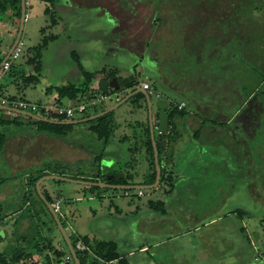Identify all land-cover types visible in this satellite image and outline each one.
<instances>
[{"label":"rangeland","instance_id":"374dc122","mask_svg":"<svg viewBox=\"0 0 264 264\" xmlns=\"http://www.w3.org/2000/svg\"><path fill=\"white\" fill-rule=\"evenodd\" d=\"M25 3L21 52L11 65L26 62L28 50L41 41V30H46V35L59 33V39L42 57L41 74L48 81L55 83L60 76H66L70 83L79 84L82 81L80 67L91 71L99 64L102 69L97 77L109 79L115 70L114 77L119 81L134 74L139 84L147 83L151 88L154 123L157 98L167 99L173 106L184 101L182 94L187 93L182 87L185 71L195 65L188 55L193 38L196 39L201 26L209 25L207 15L218 18L225 6L224 2H219L211 11L205 4L170 11L162 4L164 9L159 14L163 20L159 24L155 17L152 19V0H55L53 5L41 0H25ZM47 7L51 13L44 12ZM121 9L129 15L122 18ZM113 15L119 17V24L123 22L119 33ZM18 23L17 8L9 6L0 17V30H17ZM152 42L154 45L148 48L147 44ZM7 72H3V78ZM129 91L131 89L109 87L106 93H114L121 99ZM7 93H13L12 89L1 91L0 97L14 95ZM17 96L28 101L41 98L42 103L52 102L49 96L41 95L35 88ZM116 102L111 95L100 107L89 108L85 113L91 115ZM136 103L142 107H136ZM68 104L62 102V105ZM184 107L189 109L188 105ZM110 113L115 128L108 140L109 147L102 154L111 156L114 152L113 159L109 155L98 156L103 141L90 131L89 121L73 125L69 133L59 137L39 132L27 123V117L0 111V117L18 120L17 124H0V131L7 136L0 148V218H7L0 224V252L6 259L21 248H28V254H32L23 256L17 264H44V254H53L47 248L48 237L60 241L68 254L55 222L39 200L37 206L43 208V212L35 220L26 218L35 213L34 206H24L19 213H12L30 175L46 168V171L53 170L66 177L93 178L101 177L110 169L123 174L133 184L148 180L150 158L141 149L148 126L146 102L142 97L132 96ZM186 123L180 127V143L175 146L172 159L165 161L166 167L177 171V175L171 176L172 182L160 181L155 188L142 192L131 189L125 193L106 188L100 190L101 197L94 198L90 197L88 187L79 183L47 179L40 189L48 192L53 201L60 196L64 198L62 207L72 206L73 221L80 229L86 233L93 230L97 238L113 241L117 251L125 255L126 264H154L152 260L156 264H264V160H259L264 155V143L257 147L251 141L250 147L239 148L233 140L222 141L229 146L220 145L221 141L216 140H194L191 132L198 124L190 119ZM155 136L158 137L157 130ZM239 136L242 138V132ZM53 142L65 144L68 147L64 145L65 150L74 155L63 154L64 150ZM72 142L83 144L84 148L73 147ZM86 154H92L90 159ZM110 159L114 162L110 163ZM237 163L238 171L233 173L232 164ZM111 174L107 173L106 177ZM157 201L162 204H155ZM116 206L122 209L121 214L114 212ZM158 206L165 212L157 209ZM108 209L113 213L108 214ZM23 215L27 216L22 218ZM61 219L65 222L62 216ZM29 220L38 228H31ZM38 229L34 237L38 239L41 234L44 239L33 241L32 233ZM22 232L27 236L24 239L18 235ZM68 233L71 235V228ZM254 234H258L256 239ZM155 242L159 244L153 248ZM141 244L147 245V252L138 251ZM131 249L133 256L127 253ZM152 250L156 253L152 254ZM64 260L68 262V256Z\"/></svg>","mask_w":264,"mask_h":264},{"label":"trees","instance_id":"16d2710c","mask_svg":"<svg viewBox=\"0 0 264 264\" xmlns=\"http://www.w3.org/2000/svg\"><path fill=\"white\" fill-rule=\"evenodd\" d=\"M41 1L50 5H53L55 2V0ZM219 2L225 3L223 11H221L218 18L216 17L217 19L213 18L211 14L207 15L209 25L200 27L196 33V39L193 38L192 46L189 48L188 55H191L190 58H193L192 60L195 65L188 71H185L186 77L182 84V87L187 90V93L182 94V96L186 105L189 106V110H185L184 108L178 109L177 106L171 105L169 110H167L169 114L168 133L165 135L161 134L155 139L158 160L161 166V182H164V180L172 182L173 180L171 172L167 171L165 161L172 159L174 143L181 137L179 129L187 124L186 120L189 118L192 119L191 122L198 124L197 127H193L191 132L194 140L201 139L203 142L216 140L221 141L220 145L229 146V144L227 145L222 141L225 142V139L231 138V134L234 133L233 131L239 130L238 133L242 132L245 142H248V144L246 143V148L250 147L251 141H254V146L257 147L264 143V0H152L154 6L152 19L155 17L159 24L162 23L163 17L159 14L164 9L162 4L167 5L170 11H177L185 7L191 9L205 4L211 11ZM9 6L17 8V16L19 18L20 0H0V17L4 15L5 10ZM51 12L50 8L47 7L45 9V13ZM194 13H197V11ZM48 41V39L44 38L38 46L34 47L35 54L30 63H35V74L26 75L24 73H17L11 67L8 69V72L6 71L8 77H12V75L15 77L16 85L19 89H23L39 81L40 71L42 70L39 60L41 49L48 44ZM154 43H148L147 47L151 48ZM153 52L155 51L153 50ZM2 58L3 56L0 55V61ZM164 61L167 63L166 60ZM115 72L113 70V74L109 79L116 75ZM6 75L4 73V76ZM92 77V72L82 71V81L79 84L72 83L69 86L57 88V90L60 94L71 99L75 98L78 93L83 94L86 99H89L94 96V93L89 88ZM119 83L122 90L131 89V91L139 84L134 74L120 79ZM2 86L0 82V92L3 89ZM135 96L142 97L145 102L142 94L138 93ZM7 98H15V96ZM56 102L59 103V101ZM136 107L140 108L141 104L136 103ZM192 113L196 114L197 119L191 117L193 116ZM110 115L111 113H108L89 121L91 123L89 125L90 131L99 140H102L103 143L108 142L115 128ZM85 116L88 115L84 113L82 117ZM28 121L27 123L34 125L39 132L59 137L69 133L73 127V125L52 124L35 121L30 118ZM17 123L18 120L16 118L8 119L0 117V124ZM144 133L146 137L141 145L144 143L145 154L150 158L148 167L151 171L148 175V180L143 183L150 184L154 182L156 170L148 126L144 130ZM6 140L7 136L4 132L0 131V148L4 146ZM165 145L167 146L166 154L164 151ZM204 145L206 148L208 147V145ZM260 159L263 161L264 155L260 156ZM53 173L57 174L56 171H46V168H44L39 171V174L30 175L26 179L27 187L21 195L20 202L12 213H19L24 206H34L35 213L29 217L23 215L22 218L26 217L32 220L34 218L35 220V217H38L41 211L43 212V208L37 206L39 201L46 208L44 202L36 192L35 182L41 176ZM107 173L113 174L115 171L108 169L101 177L98 175L93 178H84L77 175L71 176V178L94 182L104 181L111 184L128 183L127 177L124 175L120 180L115 176L107 180ZM88 189L91 193L96 192L98 194H100V190H103L98 186H91ZM44 193L46 194V191ZM47 198L49 202H52L50 196H47ZM156 203L158 205L162 204L158 201ZM157 209H160L163 213L165 212L164 208H159V206ZM18 217L20 218V214H18ZM18 217L17 219H19ZM51 218L53 219L52 216ZM5 219H7L6 216L1 217L0 224ZM17 219L15 224H17ZM32 220H29L31 228H38V225H31ZM61 222L64 227L67 226L66 222H63L62 219ZM31 228L30 230H32ZM37 233H39V229L36 232L33 231V241L43 240L44 238L41 234H39L38 239L35 238ZM18 235L22 239L27 237L25 232ZM69 237L81 264H105L120 257L116 244L111 240H97L90 243L86 237L78 238L75 234H71ZM78 239H82L89 247V251L91 250L94 255H89V251L77 250L75 244ZM52 242L53 238L48 237L47 248L53 251L56 258L51 260L47 256L44 264H73L69 253L67 254L65 251L56 249L52 246ZM28 253L26 249L21 248L15 251L9 259H6L0 252V264H17L23 256L28 257L32 254ZM66 256H69L71 260L69 259L67 262L64 259H60Z\"/></svg>","mask_w":264,"mask_h":264},{"label":"water","instance_id":"95a60500","mask_svg":"<svg viewBox=\"0 0 264 264\" xmlns=\"http://www.w3.org/2000/svg\"><path fill=\"white\" fill-rule=\"evenodd\" d=\"M20 5H21V10H20L18 31H17V34L15 36L13 43L11 44L10 48L7 50V52L4 54L2 60L0 61V69H1L2 65L4 64V62H6L8 60L12 51L14 50V48L16 47V45L19 43V41L21 39V34H22L23 25H24V21H25V0H20ZM109 87L113 90H119L120 89V83H119L117 77H112L110 79H101L99 81V90L100 91L106 92ZM138 93H140L144 96L145 101H146V105H147V110H148L149 131H150V138H151V143H152V148H153L154 164H155V170H156L155 179H154L153 183H150V184H110V183H106L103 181L94 182V181H87V180H82V179H74L71 177H66V176H62L59 174H55V173L45 174V175L41 176L40 178H38L37 181L35 182L36 192H37L39 198L44 202V204H45L47 210L49 211V213L51 214V216L53 217L54 222L56 224V227H57L58 231L60 232V234L63 238V241L67 247L68 253H69V255L73 261V264H81L79 261V258L77 256L76 250H75V248H74V246L70 240V237H69V234L67 233L66 228L62 225L61 219H60L57 211L55 210L54 206H52V203L49 202V200L47 199L46 194L41 191L40 185L43 181H45L47 179H53V180H58V181H63V182L79 183V184L85 185L87 187L98 186L99 188H102V189L107 188V189H112V190L113 189H139V190L145 189L146 190V189L155 188L160 182L161 166H160L159 160H158V151H157L156 141H155V136H154V126H153V121H152L151 96H150L149 92H147L140 84H138L133 91L126 92V94L121 99L117 100V102L114 105L109 106L108 108H105V109L98 111L96 113H93L91 115H88L85 117L74 118L71 120H52V119L36 116L32 113H29V112H26L23 110L11 108V107L0 104L1 110L17 113V114H20L21 116L30 118V119L35 120V121H42V122H47V123H52V124H60V125H75V124L91 121L93 119H96L98 117H101L105 114L110 113L111 111L115 110L120 105L125 103L130 97H132ZM156 106L158 108L157 127L156 128L159 131V133L166 134L168 131V127H169V115L166 112L167 102L164 99H159L156 102ZM114 176L117 178H121L122 174L113 173L111 175H107L106 179L109 180ZM257 237H258V234L253 235V238L256 239Z\"/></svg>","mask_w":264,"mask_h":264},{"label":"crops","instance_id":"0c3cea01","mask_svg":"<svg viewBox=\"0 0 264 264\" xmlns=\"http://www.w3.org/2000/svg\"><path fill=\"white\" fill-rule=\"evenodd\" d=\"M17 31L18 30H0V55H2V56H4V54L6 53V51L9 49V47H10V45L12 44V42H13V40H14V38H15V36H16V34H17ZM46 33V30H41V34H42V37H41V41H40V43L43 41V39L44 38H46V39H48L49 40V44H47V45H45L42 49H41V54H40V63H41V66H42V64H43V62H42V57H43V54L45 53V51H47V49H49L50 47H51V45H53V43L54 42H56L58 39H59V37L58 36H60V34L59 33H48V35H46L45 34ZM40 43H38L36 46H38ZM36 46H34V47H36ZM34 47H32L31 48V50L29 49L28 50V52H27V58H26V62L25 63H22V64H18V63H16V64H14V65H11L10 67L14 70V72H17V73H24V74H26V75H28V74H35V71H34V64L35 63H30V60L34 57V54H35V52H34ZM153 61V60H152ZM96 66V65H95ZM100 67V68H99ZM99 67L98 68H96L95 67V69L94 70H89V71H87V72H92L93 73V77H92V79H91V81H90V83H89V88H90V90H91V92H93L94 93V95H95V93H97V91H98V89H97V87H99V81L101 80V79H108V78H103L102 76L101 77H97V72H100V70L102 69L101 68V64H99ZM104 69V68H103ZM12 70V71H13ZM82 71H86L85 69H83L82 67H80V74L82 75ZM42 72L40 71V76H39V81L37 82V83H35V84H30V85H28L27 87H25V88H23V89H19L18 88V86L16 85V79H15V77H13V75H12V77H8L7 75L3 78V83H5L3 86V89H2V91L3 90H7V89H9V88H11L12 89V91H13V93H7V95H9V94H14L15 95V98H19V99H23V97H19V96H17V94H21V93H23L24 91H26L27 89H33V88H35V89H39V91H40V93H41V95H47V96H49V98H50V100H52V101H59V103H61L62 104V102H65V101H67V103H69V104H72V103H74L75 101H83V100H86V98L83 96V94H80V93H78L77 95H76V97L75 98H73V99H71V98H69V97H67V96H64V95H62V94H60V92L57 90V88H61V87H63V86H69L70 84H72V83H70V79H68L66 76L64 77V76H60V79L58 80V81H56L55 83H52V81H48L42 74H41ZM3 77V76H2ZM79 77H77V79H78ZM2 79V78H1ZM79 81V80H78ZM141 84H142V82H141ZM44 85V86H43ZM151 89V88H150ZM154 92H156L155 90H154ZM158 94V93H157ZM6 95V96H7ZM14 95H12V96H14ZM5 95H3L2 97H4ZM1 98V97H0ZM27 100V99H26ZM34 100H36L35 102H40L41 101V98H36V99H34ZM159 100V98H157V101ZM106 108H108V107H106ZM102 110V108H100L98 111H101ZM96 113V112H95ZM156 114H158V112H156ZM192 115L193 116H191V117H193V119H197V117H196V114L194 115V113H192ZM190 119V118H189ZM192 119H190V121H191ZM137 122H138V124H142V121H140V120H137ZM119 128V127H118ZM141 129H143V127H141ZM47 139H49V138H47ZM53 143H55V142H53ZM180 143V141L178 140V142H176L175 144H174V148H175V146H177L178 144ZM55 145L57 146V147H61L64 151L62 152L63 154H66L67 156H71V154L72 155H74L73 153H70V151L69 150H65V148H64V145L62 144V143H55ZM71 145H73V147H79V148H84V146H83V144H75L74 142H72V144ZM66 146V145H65ZM93 147H97L96 145H92ZM67 147V146H66ZM88 147H90L89 145H88ZM107 147H109V143L108 142H106V143H102V145L99 147V148H101V150H99L98 149V156H99V154L100 155H104V154H102V153H104V150L107 148ZM68 148V147H67ZM166 148H167V146L165 145L164 146V151H165V154H166ZM82 149H79L80 150V152H85V150L83 151ZM97 150V149H96ZM143 151V150H142ZM141 152V151H140ZM144 152V151H143ZM107 153H111V152H107ZM145 153V152H144ZM114 152H113V155H109V154H107V155H104V156H108L109 155V157L111 158V159H113V157H114ZM90 155H92V154H86V156H87V158L88 159H90ZM59 156H62V157H65L64 155H62V154H60L59 153ZM98 156H96V160H97V157ZM108 157V158H109ZM66 158H68V157H66ZM95 158V157H94ZM111 159L109 160V162L110 163H112V162H114L113 160L111 161ZM166 166V165H165ZM238 163L237 164H235V165H233L232 164V169H231V171L234 173V172H237L238 171ZM167 171H170L172 174H173V176L176 174L177 175V171L176 170H170L168 167H167ZM182 172L185 174V172H184V170L182 169ZM41 185H42V183H41ZM61 200L59 201V204H60V208H61V213L63 214V218H64V220H65V222H66V224H67V227H66V230H67V232L69 231V228H71V233H73V234H75L78 238H81V237H86L87 238V240H88V242H94V241H97V240H102V239H99V238H97L96 237V234H95V232L93 231V230H90V231H88V233H86V231H83V229H80V227L78 226V224L76 223V222H74L73 220H74V218L72 217V212H74L73 210H72V206L71 205H67L66 207H62V202L64 201L63 199L64 198H60ZM114 212H118V213H122V209H120L118 206H116L115 208H114ZM113 212L111 211V209H108V214H112ZM78 240H80V239H78ZM105 240V239H104ZM107 240V239H106ZM156 244H159V243H157V242H155V245H152L153 246V248L156 246ZM53 246H55V247H57V248H59L61 251H64V248L62 247V244H61V242L60 241H58V240H56V239H53ZM138 251H140V250H142V252H147L148 251V249H147V245H143V244H141V245H139L138 247ZM91 251V250H90ZM152 252V254H155L156 253V251L155 250H152L151 251ZM130 256H133L134 254V250H129L128 252H127ZM89 255H94L93 253H92V251H91V253H89ZM66 258V257H65ZM153 261V263L154 264H156L155 262H154V260H152ZM105 264H126V259H125V255H122V254H120V257L118 258V259H116V260H113V261H111V262H107V263H105ZM261 264H263V263H261Z\"/></svg>","mask_w":264,"mask_h":264},{"label":"built area","instance_id":"2783aa9c","mask_svg":"<svg viewBox=\"0 0 264 264\" xmlns=\"http://www.w3.org/2000/svg\"><path fill=\"white\" fill-rule=\"evenodd\" d=\"M22 42L16 45L8 60L4 62L0 69V79L3 76V72L7 71L11 66V61L16 60L20 56ZM142 87L145 90L151 91L150 87L147 83H142ZM114 97V100L117 101L119 98L116 94H111ZM111 95L106 92L99 91L93 97L83 100V101H75L72 104L62 105L56 101L42 103L35 101H28L26 99L19 98H5L2 97L0 99V104L23 110L29 113H32L36 116L52 119V120H71L74 118L82 117V115L89 108H97L100 107L105 99L111 97ZM55 210L58 209V203L53 204ZM75 247L79 251H89V247L83 240H78L75 244ZM69 258V256H68Z\"/></svg>","mask_w":264,"mask_h":264},{"label":"flooded vegetation","instance_id":"af4514ba","mask_svg":"<svg viewBox=\"0 0 264 264\" xmlns=\"http://www.w3.org/2000/svg\"><path fill=\"white\" fill-rule=\"evenodd\" d=\"M134 1L139 2V1H141V0H134ZM133 3H134V2H132V1L130 2L131 6H132L133 9H134V5H133ZM135 3H136V2H135ZM25 4H26V3H25ZM25 6H26V5H25ZM48 8H49V7H48ZM119 8H121V6H118V9H119ZM7 9H8V7H7ZM7 9H6L5 11H7ZM14 9H16V8H14ZM45 9H46V8H45ZM45 9H44V12H45ZM20 10H21V5H20ZM134 11H135V10H134ZM109 12H110L111 14H113L111 11H109ZM4 13H5V12H4ZM119 13H120V15L123 14V15H122V16H123L122 18H125L127 15H129V14L124 13V11H123L122 9H121V12H119ZM3 16H4V15H3ZM3 16H2V17H3ZM113 16H114V15H113ZM114 17H115V16H114ZM117 17H118V16L116 15L115 18H116V20H117V23H116V25H117V33H119L118 30H120V28L123 27L124 25H122L123 22H121V24H119V17H118V18H117ZM120 17H121V16H120ZM19 18H20V16H19ZM1 19H2V18H1ZM123 20H124V19H123ZM125 21H126V20H125ZM127 26H128V25H127ZM18 27H19V23H18ZM17 30H18V28H17ZM113 33H116V31H114ZM126 36H127V33H126ZM14 39H15V38H14ZM13 41H14V40H13ZM20 42H22L21 39H20ZM12 43H13V42H12ZM10 46H11V45H10ZM9 48H10V47H9ZM6 52H7V51H6ZM151 60H152V59H151ZM154 60H156V59H153V61H154ZM140 85L142 86V84H140ZM150 90H151V89H150ZM146 91L149 92V94H151V91H148V90H146ZM156 96L158 97V96H160V95L156 93ZM144 99H145V98H144ZM161 99H163V98H161ZM164 100L167 102V107H171L170 102H169L167 99H164ZM145 102H146V101H145ZM180 104H181V105H178V106H177V105H174V106H177L178 109L185 108L184 105H186V103H185L184 101H183L182 103H180ZM169 105H170V106H169ZM146 106H147V105H146ZM141 107H142V106H141ZM167 107H166V112L168 113V111H167L168 108H167ZM155 108H156V112H158V108H157V106H156ZM188 110H189V109H188ZM157 115H158V114H155V123H154V121H153V108H152V121H153V126H154V136H155V130H157V128H156V127H157ZM168 115H169V114H168ZM148 127H149V120H148ZM168 129H169V127H168ZM142 130H143V129H142ZM238 131H239V130H237V131H233L234 133L231 134V135H232L231 138L226 139L225 141H227V140L232 141V140H233V141H236V142H234V143L236 144L237 147H239V148H241V147L246 148V142H245V139H243L244 136L242 135V138H241V137L239 136ZM157 132H158V137H159L162 133H159L158 130H157ZM179 132H180V129H179ZM149 133H150V131H149ZM167 133H168V131H167ZM167 133H166V134H167ZM237 133H238V134H237ZM180 134H181V133H180ZM164 135H165V134H164ZM180 138H181V137H180ZM180 138H179V140H180ZM155 139H156V136H155ZM163 139H164V137H163ZM235 139H236V140H235ZM240 140H241V141L243 140V141H244V144L240 143ZM229 141H228V142H229ZM176 142H178V140H177ZM176 142H175V143H176ZM175 143H174V144H175ZM141 149L145 152L144 143H143ZM169 172H170V171H169ZM171 176H173L172 173H171ZM122 177H123V174H122ZM122 177H121V178H122ZM121 178H118V179L120 180ZM160 179H161V178H160ZM127 181H128V179H127ZM160 181H161V180H160ZM103 182H104V181H103ZM106 183H108V182H106ZM161 183H162V182H161ZM161 183L159 182V184H161ZM110 184H111V183H110ZM115 184H133V183H131V182L128 181V183H115ZM141 184H144V183H141ZM159 184H158V185H159ZM158 185H157V186H158ZM250 186H251V185H250ZM120 190H124V192L127 193V192H129L131 189H120ZM142 190H145V189H142ZM142 190H141V189H140V190L137 189L138 192H142ZM259 191H260V190H259ZM43 193H44V192H43ZM260 193H261V191H260ZM101 195H103V192H100V194L94 192V193H91V196H90V197H91V198H94V197H101ZM140 195H141V194H140ZM47 196H50V198L52 199V196H51L48 192H46V197H47ZM60 198H61V196H60L59 198H56V199H55L56 202L53 201V199H52V202H51V203H52V206H53V204L58 203V209H56V211H57V213H58V215H59L60 217H61V216L64 217L63 214L61 213V208H60V204H59V201L61 200ZM47 199H48V198H47ZM63 219H64V218H63ZM66 227H67V226H66ZM66 227H65V228H66ZM67 233H68V232H67ZM68 234H69V233H68ZM71 234H73V233H71ZM69 236H70V235H69ZM52 246H53V242H52ZM53 247H55V246H53ZM55 248L58 249V250H60V249L57 248V247H55ZM26 250H27V252H29V249H28V248H27ZM51 252L53 253V251H51ZM47 256H49V258H50L51 260L54 259V258H56V256L54 255V253L51 254L50 252H47V253L44 254V258H43L44 261L46 260ZM40 257H41V256H40ZM64 258H65V257H64ZM64 258L61 257L60 259H64ZM40 259H41V258H40ZM69 259H70V258H69Z\"/></svg>","mask_w":264,"mask_h":264}]
</instances>
